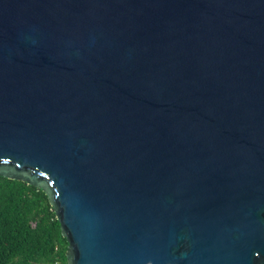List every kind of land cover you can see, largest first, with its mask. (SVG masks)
Masks as SVG:
<instances>
[{
    "label": "water",
    "instance_id": "1",
    "mask_svg": "<svg viewBox=\"0 0 264 264\" xmlns=\"http://www.w3.org/2000/svg\"><path fill=\"white\" fill-rule=\"evenodd\" d=\"M0 176L67 264H264V0H0Z\"/></svg>",
    "mask_w": 264,
    "mask_h": 264
},
{
    "label": "trees",
    "instance_id": "2",
    "mask_svg": "<svg viewBox=\"0 0 264 264\" xmlns=\"http://www.w3.org/2000/svg\"><path fill=\"white\" fill-rule=\"evenodd\" d=\"M66 248L44 191L0 176V264H67Z\"/></svg>",
    "mask_w": 264,
    "mask_h": 264
}]
</instances>
